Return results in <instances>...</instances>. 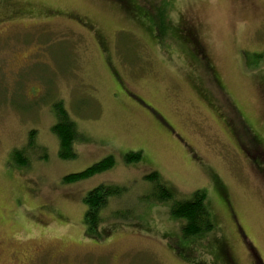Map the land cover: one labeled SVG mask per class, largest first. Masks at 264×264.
Returning a JSON list of instances; mask_svg holds the SVG:
<instances>
[{"label": "rangeland", "instance_id": "rangeland-1", "mask_svg": "<svg viewBox=\"0 0 264 264\" xmlns=\"http://www.w3.org/2000/svg\"><path fill=\"white\" fill-rule=\"evenodd\" d=\"M256 54L264 0H0V264H227L222 240L235 264H252L244 242L264 264V179L237 147L251 134L264 147ZM56 106L76 131L70 159L51 130ZM129 152L140 160L125 162ZM108 156L110 169L63 182ZM154 172L170 200L151 195ZM101 185L118 193L88 238L83 198ZM196 191L216 225L178 253L170 210Z\"/></svg>", "mask_w": 264, "mask_h": 264}, {"label": "trees", "instance_id": "trees-1", "mask_svg": "<svg viewBox=\"0 0 264 264\" xmlns=\"http://www.w3.org/2000/svg\"><path fill=\"white\" fill-rule=\"evenodd\" d=\"M179 32L183 33L185 37V42L190 46L191 52L200 55L201 57H204L203 56L204 54H202L201 51L203 46L202 43L200 42L198 35L190 30L188 31L183 30L182 32L181 31ZM263 57L264 54H262V56L261 55L257 56V59L253 62L263 60L264 59ZM209 71L210 70L208 69V72ZM116 79L118 85H122L118 80L117 76ZM262 87L264 89V81ZM199 90L200 89H198V91ZM203 99L206 100L210 106L212 105L206 96H203ZM53 113H55V116L57 117V122L55 123V125L52 126L51 130L58 139V155L61 159L73 158L75 157V154L72 150V143L76 137V131L74 129V125L71 122V120L68 119V115L62 107L56 106L53 109ZM246 128L247 126L245 127V129ZM246 130L251 132L250 129L248 128ZM235 132L236 131L233 130V135ZM33 133L34 131H31L29 133L28 146L30 145L31 139L33 138ZM234 136H236L237 138V143H240L238 135L235 134ZM251 141H252L251 146L247 145L246 148L242 146L240 147L237 146V147L239 151L242 153V155L250 160V163H252L251 165L258 173V175H260L264 179V147L261 144V140L254 134L253 135L251 134ZM249 151L255 152L257 157L254 158ZM140 158H141V153L139 152L137 153L129 152L124 155V161L127 163H136L140 160ZM13 160L17 165H25L27 163V160L22 157V153L18 151L13 152ZM112 166H113V158L111 156H108L79 173L65 176L63 178V182L67 184L77 182L82 179L89 178L94 174L104 172L110 169ZM146 179L149 180L150 183H152L151 195L156 201L163 202L166 200H170L173 197L171 190L168 187H166L162 183V181L158 179V175L156 174V172L147 175ZM216 186L217 188H220L219 181L217 182ZM117 193H118L117 188L101 185L90 190L85 195V197L83 198V204L85 205L86 208L83 218L85 237L95 238V239L101 237L99 233L100 231L99 211L105 205L107 197ZM220 198L222 200V203H224L225 206L227 205V207L229 208V203L226 197L223 195V193L222 195L220 194ZM205 201H206L205 193L203 191H196L193 194L191 200H178L175 201L174 204L172 205L170 214L174 218L180 219V221L182 222V226L180 227L179 241L183 245L186 244L185 245L186 248L176 247L178 253L179 252L185 253L186 250H190L187 245L189 244V241H191V239L198 238L200 236H205L214 230L216 221L214 223L213 221L214 218L211 216L208 210L209 208L206 207ZM239 236L241 237V239H243L242 234H239ZM245 245L250 255L249 257L251 259L252 264H263L259 256L256 254L255 250L251 249L249 244H245ZM219 251L224 262H226L227 264H235L228 246L226 245V243H224V240H222L221 242ZM182 259L185 260V258Z\"/></svg>", "mask_w": 264, "mask_h": 264}, {"label": "flooded vegetation", "instance_id": "flooded-vegetation-1", "mask_svg": "<svg viewBox=\"0 0 264 264\" xmlns=\"http://www.w3.org/2000/svg\"><path fill=\"white\" fill-rule=\"evenodd\" d=\"M74 18H75V19H78V17H76V16H75ZM169 130L172 132L171 129H169ZM231 216H232L233 219H234V216L232 215V213H231ZM235 227H236V230L239 231L238 233H239V234H242V231H240V229H239V227H238V225H237L236 223H235ZM242 236H243V235H242Z\"/></svg>", "mask_w": 264, "mask_h": 264}]
</instances>
